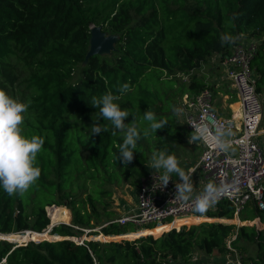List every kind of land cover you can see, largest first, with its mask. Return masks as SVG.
<instances>
[{"label":"trees","instance_id":"trees-1","mask_svg":"<svg viewBox=\"0 0 264 264\" xmlns=\"http://www.w3.org/2000/svg\"><path fill=\"white\" fill-rule=\"evenodd\" d=\"M92 24L119 38L111 54H93L82 64ZM224 33L239 37L234 44L257 39L251 65L256 89L263 92L264 0H0V90L13 98L21 93L20 102L28 105L22 135L44 140L35 160L41 169L37 181L22 196H10L0 186L1 264H202L192 259L197 250L231 251L228 241L242 264H264V207L253 199L239 211L241 220L222 198L204 213L230 222L178 227L193 222L191 215L160 234L154 223L139 229L120 224L111 207L109 187L126 179L138 185L148 172L141 166L154 151L168 154L183 142L187 126L177 101L211 89L195 69L215 54L223 60L230 53L234 44L220 43ZM78 64L80 76L70 81ZM124 83L131 90L121 94ZM109 92L130 112L125 123L141 133L127 165L117 159L124 133L89 103ZM149 110L167 123L145 137ZM97 120L108 131L92 134ZM83 173L95 180L85 195L75 187L81 188L76 179ZM57 204L70 209L71 223L54 224L43 239L51 218L46 207ZM61 218L69 220L66 209ZM203 218L196 215L197 221ZM98 224L101 233L89 237L132 239L80 243L70 237ZM26 229L42 234L23 240L20 231Z\"/></svg>","mask_w":264,"mask_h":264},{"label":"built area","instance_id":"built-area-1","mask_svg":"<svg viewBox=\"0 0 264 264\" xmlns=\"http://www.w3.org/2000/svg\"><path fill=\"white\" fill-rule=\"evenodd\" d=\"M256 48L257 39L242 40L234 44L222 61L226 77L240 103L238 115H219L213 106L212 91L208 88L192 97L185 94L182 101V120L192 131V125H199L209 129L210 137L215 135L217 128L231 132L230 136L225 137L229 143L226 151L203 139L198 140L202 150L195 166L187 174L190 175L200 166L211 184L226 189L216 202L222 198L228 199L234 206V216L239 219V211L251 199L260 208L264 207V91H257L255 71L251 65ZM160 175L161 172L157 170L145 174L137 188L136 204L117 215V222L142 227L149 223L156 225L198 215L194 210V200L205 188L193 191L192 199L181 201L175 198V183L180 180L170 179L169 184L163 187ZM83 242L82 239L80 243ZM227 245L235 253L229 260L242 264L229 241ZM4 261L5 257H2L0 264Z\"/></svg>","mask_w":264,"mask_h":264},{"label":"clouds","instance_id":"clouds-1","mask_svg":"<svg viewBox=\"0 0 264 264\" xmlns=\"http://www.w3.org/2000/svg\"><path fill=\"white\" fill-rule=\"evenodd\" d=\"M237 39L239 37L224 33L220 37V43L221 45H230L234 44ZM130 90L128 83L119 87L121 94ZM118 99V96L109 92L100 97L93 96L89 103L99 110L100 118L110 121L115 130L124 133L117 159L127 165L134 159V150L137 148V141L140 139L141 133L134 124L129 126L125 123V118L129 116L130 112L121 109L119 104L115 102ZM27 108V104L0 90V186L10 196L15 194L22 196L41 175V169L35 166V160L42 149L44 140L36 136L25 137L22 135L20 127L24 120L23 114ZM144 119L150 122V127L143 131L145 137L149 136L150 133H156L167 123V120L157 121L154 112L150 110L145 112ZM192 126L194 130L189 135V143L203 139L221 150L226 151L229 148V143L225 137L231 135L230 131L217 128L215 135L210 137L207 127ZM105 131H108L106 126H102L99 120L94 121L92 134L99 135ZM147 167L161 172L159 179L163 187L169 184L172 174H176L180 182L175 183V198L181 201L192 199L193 183L191 176L180 167L179 161L174 155L166 154L165 151H154ZM225 192L226 189L223 187L218 188L214 184H208L203 193L195 198L194 210L199 213L206 212Z\"/></svg>","mask_w":264,"mask_h":264},{"label":"rangeland","instance_id":"rangeland-1","mask_svg":"<svg viewBox=\"0 0 264 264\" xmlns=\"http://www.w3.org/2000/svg\"><path fill=\"white\" fill-rule=\"evenodd\" d=\"M109 54H111V52L108 54H103V55H109ZM217 60H219V54H215L211 60H208L207 62L203 63L200 68L195 69V71H197L199 74L203 75L209 81V83L211 85L210 90L213 91V93H214V94L212 93L213 94L212 96L215 98L218 95V92H217V90L213 89L211 76L213 74H215L214 72L219 70V69H220V72L223 71L220 65L215 66V62ZM82 64H84V63L82 62ZM80 65L81 64L76 65L75 72L73 73V75L69 79L70 81H75L76 79L79 78V76H80V72H79ZM223 76H224V74H223ZM222 81H224L223 82V88H225V90H227L229 92L230 91L229 89H231V88H230V84H229L228 80L225 78V76H224V79H222ZM184 95L181 97L180 102L177 101V104H176V107H177L176 111L178 112L181 120L183 118L181 112H182V106H183L182 101H183ZM14 98L17 99L18 101H20L21 93L18 90L15 92ZM183 122H184V120H183ZM185 125H186V123H185ZM192 132L193 131L188 126H187V128H184L185 138L183 139V142L180 145L176 146L172 152L168 153L170 155H174L178 159L180 167L185 171L186 174L195 166L196 162L199 159L201 150H202V149H200V145L198 143H196V142L189 143V136L188 137H186V136L191 135ZM150 158H151V155L149 156V158L145 162V164H143V166H141V164H139V166L143 167L144 170L147 169L146 171L156 170V169L147 167V165L150 163ZM200 170L202 171L200 166H198L197 169H195L190 174L191 179H192V183H193V190H195V188H201L202 187L201 185L204 184V178L205 177L204 176H202V177L198 176V174L202 175L199 172ZM171 179H177L178 180L179 177L176 174H172ZM77 181H78V185H81V188H79L76 185H75V187L81 191L82 195H85V193H88L93 188L95 180L93 178L89 177L87 173H83V174H81L80 178L76 179V182ZM139 184L133 185L130 183V180L126 179L124 181L119 182L118 184H113L111 187H109L112 190V192H111V197H112L111 207L115 211V216L121 214L122 212L127 211L131 206L136 204V192H137V188H138ZM53 204H56V203H53ZM53 204H51V205H53ZM51 205H48L46 207V212L48 215L50 214L54 223L55 222H57V223H60V222L71 223L70 222L71 221V211L65 204H57V205H59V207H50ZM64 209H66V211L70 214L69 220L68 219H66L64 221L61 220V219H63V218H61V216H62ZM50 216H49V218H50ZM198 216H203L204 218L197 221L196 215H193L192 217H194V221L190 222V223H185V225H189L192 223H198L202 220H222V221L230 222L226 219V217L207 216L205 213H200V214H198ZM51 218H50V223H51ZM184 220H185L184 218L183 219L179 218V219L173 220V221L168 222V223L157 224L156 227H160V232H159V234H160L164 230L171 228L170 226H172L174 224H179V223L183 222ZM238 220H239V218H238ZM164 225H165V227L166 226L167 227L164 228L163 227ZM180 226H181V224L178 227H180ZM134 227H137V226H134ZM139 228H142V227H137V229H139ZM45 229H47V228H45ZM99 229H100L99 224L92 226V227H83L81 232H76L75 235H71L70 237L72 239H74L75 241L80 242L82 240V238H84V237L89 238V236H92V235L97 234V233H101V231L97 232ZM91 232H97V233H91ZM44 234H46V231L43 232L42 238L46 237V235H44ZM151 234H153V233H151ZM153 235L155 236V234H153ZM37 236H39V235H37ZM26 237H27V235H26ZM61 237H63V236H61ZM2 238H5V237H2ZM124 238L132 239V237H126V236H120L117 238H109V239H99V238H93V239L105 241V240H121ZM233 256H235V253L233 251L232 252L231 251L219 252V251L214 250L211 253H205L201 250H197L195 252V255L192 257V259L197 261L198 263H202V264H223L227 260L232 259Z\"/></svg>","mask_w":264,"mask_h":264},{"label":"crops","instance_id":"crops-1","mask_svg":"<svg viewBox=\"0 0 264 264\" xmlns=\"http://www.w3.org/2000/svg\"><path fill=\"white\" fill-rule=\"evenodd\" d=\"M247 39H249V38H244L243 40H247ZM212 57H211V59H212ZM222 61L223 60H217L215 62V66L220 65L223 71L220 72V69H219V70L215 71L214 72L215 74H213L211 76L213 89L217 90V92H218V95L216 96V98L212 96L213 97V106H214L215 110L217 111V113L221 116H229L231 114L238 115L237 111H238V108H240V103H239L238 97L236 95V92L230 83V80L226 77L225 67H224ZM223 74L230 84L231 89H229L230 90L229 92L227 90H225V88H223V82H224V81H222V79H224ZM212 93H213V91H212ZM196 143H198L200 145V143L198 141H196ZM200 149H202L201 145H200ZM199 172L202 174V175L198 174L199 177H202V176L205 177L204 178V184L201 185L202 186L201 188H195V190H193V191H197L199 189L205 188L208 184H210V180L207 178L206 173L201 171V170Z\"/></svg>","mask_w":264,"mask_h":264},{"label":"water","instance_id":"water-1","mask_svg":"<svg viewBox=\"0 0 264 264\" xmlns=\"http://www.w3.org/2000/svg\"><path fill=\"white\" fill-rule=\"evenodd\" d=\"M119 35L114 32H106L102 29L100 24H92L90 26V36H89V48L85 54V58L83 60V63L85 64L88 60V58L93 54H108L112 52L115 49V43L118 40ZM49 216V215H48ZM57 223V222H56ZM56 223H50L49 227H47V231L50 232V229L52 226ZM26 232H33L34 230L26 229L24 230ZM90 231V230H89ZM23 232V231H20ZM62 238V237H60ZM7 239V238H2ZM83 240L87 239H93V237H84ZM9 240V239H8ZM13 241V240H11ZM16 245L20 244L21 242L13 241Z\"/></svg>","mask_w":264,"mask_h":264},{"label":"bare ground","instance_id":"bare-ground-1","mask_svg":"<svg viewBox=\"0 0 264 264\" xmlns=\"http://www.w3.org/2000/svg\"><path fill=\"white\" fill-rule=\"evenodd\" d=\"M238 114H239V108H238ZM188 217V216H187ZM187 217H180V219H186ZM238 218V217H237ZM176 219H179V218H176ZM176 219H174V220H176ZM51 223H53L52 221H51ZM56 223V222H55ZM158 224H160V223H158ZM49 231H46V234L48 233ZM22 233H24V235L26 234L27 235V237L25 238V239H23V240H27L29 237H30V235L33 233H36L37 235H40V234H42V233H38V232H22ZM35 235V234H34ZM37 235H35V236H37ZM23 240H21V242L23 241Z\"/></svg>","mask_w":264,"mask_h":264}]
</instances>
